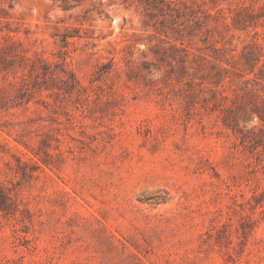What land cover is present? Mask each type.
Returning a JSON list of instances; mask_svg holds the SVG:
<instances>
[{
  "label": "rangeland",
  "instance_id": "rangeland-1",
  "mask_svg": "<svg viewBox=\"0 0 264 264\" xmlns=\"http://www.w3.org/2000/svg\"><path fill=\"white\" fill-rule=\"evenodd\" d=\"M0 264H264V0H0Z\"/></svg>",
  "mask_w": 264,
  "mask_h": 264
}]
</instances>
